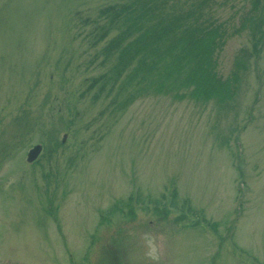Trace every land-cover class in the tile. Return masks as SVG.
<instances>
[{"label": "rangeland", "instance_id": "obj_1", "mask_svg": "<svg viewBox=\"0 0 264 264\" xmlns=\"http://www.w3.org/2000/svg\"><path fill=\"white\" fill-rule=\"evenodd\" d=\"M142 10L220 25L232 111L179 87L172 53L147 72ZM263 18L264 0H0V264H264Z\"/></svg>", "mask_w": 264, "mask_h": 264}, {"label": "trees", "instance_id": "obj_2", "mask_svg": "<svg viewBox=\"0 0 264 264\" xmlns=\"http://www.w3.org/2000/svg\"><path fill=\"white\" fill-rule=\"evenodd\" d=\"M135 10L134 4H128L124 7L122 15H131L135 13ZM150 12H153V7L150 8ZM139 16H146L145 10L136 13L132 25L135 27V30H137L138 27L140 30L138 34L140 36L136 40H141V38L144 39V44L141 49L145 51V56L150 61L147 72L153 73L155 71L154 64L156 65V62L166 54L172 53L175 55V59L173 61L174 63L169 65L171 71L175 70V74L185 72V83H181L179 87L190 84L192 85L193 97L201 99V101L204 102L211 98H216L219 103L226 104L225 106L229 107L228 109L232 111L233 106L231 107L230 102L233 100L232 96L237 92L235 86L237 74L233 73L231 79L227 81H221L214 75L216 63L213 51L215 52L216 49H219L223 44L222 37L218 34L220 25L213 26L210 21L205 20L206 18L203 17V13L196 10H190L186 16H183V14L167 15L166 17L160 18L154 26L145 28L143 23L137 20ZM188 19L190 20L188 21ZM259 22L261 23L259 24ZM261 24L262 27L259 29ZM257 26L258 32H261V34L256 39L252 48L254 55L259 52L258 45L261 40L264 39V18L261 19V21L258 20ZM121 39L122 38H120V40ZM114 44L115 43L112 42L111 45L113 46ZM185 63V66L179 68ZM183 96L184 95H179L181 98H183ZM221 143H226V138L224 142ZM173 195L170 194L168 204L175 209L176 205ZM156 201L157 200L151 201L152 205L156 206L161 203ZM163 206H165L164 203ZM127 207L130 208L129 203ZM152 209L154 213L159 216H165L170 213L169 209L166 210L153 206ZM115 210L117 209L115 208ZM182 210V207H180L177 212L181 214ZM186 210L190 213H194L189 206H186ZM177 218L180 220L182 216L178 215ZM194 224L196 225V223ZM208 224L215 230L216 223L208 222Z\"/></svg>", "mask_w": 264, "mask_h": 264}, {"label": "water", "instance_id": "obj_3", "mask_svg": "<svg viewBox=\"0 0 264 264\" xmlns=\"http://www.w3.org/2000/svg\"><path fill=\"white\" fill-rule=\"evenodd\" d=\"M40 149H41L40 145H34L32 148H30L26 155V161L28 163H31L32 161H34L37 155L39 154Z\"/></svg>", "mask_w": 264, "mask_h": 264}, {"label": "flooded vegetation", "instance_id": "obj_4", "mask_svg": "<svg viewBox=\"0 0 264 264\" xmlns=\"http://www.w3.org/2000/svg\"><path fill=\"white\" fill-rule=\"evenodd\" d=\"M2 261H4V260L2 259Z\"/></svg>", "mask_w": 264, "mask_h": 264}]
</instances>
